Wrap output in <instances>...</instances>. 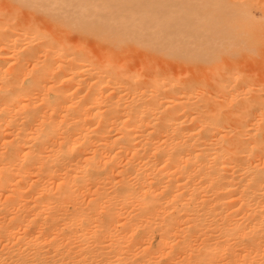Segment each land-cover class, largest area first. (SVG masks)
<instances>
[{
    "label": "bare ground",
    "instance_id": "6f19581e",
    "mask_svg": "<svg viewBox=\"0 0 264 264\" xmlns=\"http://www.w3.org/2000/svg\"><path fill=\"white\" fill-rule=\"evenodd\" d=\"M257 47L264 0H0V264H264Z\"/></svg>",
    "mask_w": 264,
    "mask_h": 264
},
{
    "label": "rangeland",
    "instance_id": "374dc122",
    "mask_svg": "<svg viewBox=\"0 0 264 264\" xmlns=\"http://www.w3.org/2000/svg\"><path fill=\"white\" fill-rule=\"evenodd\" d=\"M259 51V53H258V51ZM262 50V51H261ZM255 52H257V53H255ZM261 52V53H260ZM256 54H258L259 55V57H258V55L256 56ZM254 56L255 57H253V60H250L249 62L247 61V62H244L243 60H239L238 62H237V68H236V70L237 69H239V71H237V73L239 74L238 76H239V78L241 77H244V76H246V77H248V78H252V80H254L255 82H257L256 84L257 85H253V88H256V89H259L258 87H261L262 88V86H264L263 84H264V48H255V50H254ZM259 58V59H258ZM243 61V62H242ZM262 61V62H261ZM239 62H240V64H239ZM253 62V63H252ZM244 63H245V65H244ZM243 64V65H242ZM247 64V65H246ZM239 65H241V66H239ZM244 66V67H243ZM239 67V68H238ZM241 67V68H240ZM226 68H228V67H226ZM247 69H250L251 70V72L249 71L248 72V70ZM262 69V70H261ZM227 70H229V69H227ZM243 71V72H242ZM262 71V72H261ZM180 72V71H179ZM243 73V74H242ZM250 76H248L247 74ZM179 74V73H178ZM182 73H180L179 75H181ZM245 74V75H244ZM176 76H179V75H177V74H175ZM253 75V76H252ZM254 75H256V78H255V76ZM258 75V76H257ZM246 77H244L245 79H246ZM254 77V78H253ZM260 78V79H259ZM262 78V79H261ZM243 79V78H242ZM244 79V80H245ZM257 79V80H256ZM261 81V82H260ZM255 82H253L252 81V84L253 83H255ZM261 83H262V85H261ZM259 85V86H258ZM264 92V88H263V91L261 92V94H264L263 93ZM146 243H148V244H146ZM156 244V245H155ZM158 244V245H157ZM144 245H145V247H151L153 250L156 248V249H158V247H159V238L157 237V236H155V237H153L152 239H150V240H148V242L147 241H145V243H144ZM151 245V246H150ZM178 259V258H177Z\"/></svg>",
    "mask_w": 264,
    "mask_h": 264
}]
</instances>
